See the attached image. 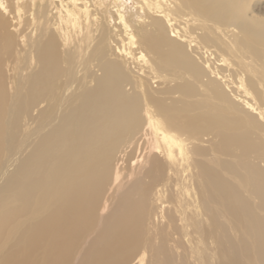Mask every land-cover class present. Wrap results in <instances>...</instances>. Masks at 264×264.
Instances as JSON below:
<instances>
[{"label":"bare ground","instance_id":"6f19581e","mask_svg":"<svg viewBox=\"0 0 264 264\" xmlns=\"http://www.w3.org/2000/svg\"><path fill=\"white\" fill-rule=\"evenodd\" d=\"M0 264H264V0H0Z\"/></svg>","mask_w":264,"mask_h":264},{"label":"rangeland","instance_id":"374dc122","mask_svg":"<svg viewBox=\"0 0 264 264\" xmlns=\"http://www.w3.org/2000/svg\"><path fill=\"white\" fill-rule=\"evenodd\" d=\"M7 10H8V12L4 13V15L7 17V19L9 20V23H10V26H9L8 29H9L10 32H12L17 37V35L21 32V30H23V24H22L23 22H22V20L25 19V17L27 15H25L23 11H20V13H17V14H14V13L11 14V13H9L10 9L7 8ZM18 22H19V24H18ZM19 47H22V42L20 43V46ZM154 85H156V84H154Z\"/></svg>","mask_w":264,"mask_h":264}]
</instances>
